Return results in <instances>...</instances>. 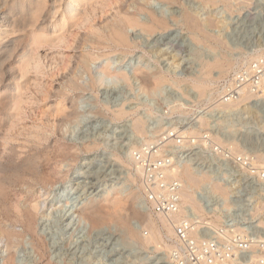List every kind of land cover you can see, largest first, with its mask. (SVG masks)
I'll list each match as a JSON object with an SVG mask.
<instances>
[{"label":"rangeland","instance_id":"obj_1","mask_svg":"<svg viewBox=\"0 0 264 264\" xmlns=\"http://www.w3.org/2000/svg\"><path fill=\"white\" fill-rule=\"evenodd\" d=\"M4 1L0 2V17L8 11ZM113 1L104 8L103 14L97 11L91 24L103 28L111 21L113 12L117 11L119 6L130 15H138L137 18L143 23L149 21L148 14L137 9V4L143 3L142 0ZM200 1L149 0L148 7L159 17L166 19L168 27L159 29L153 34L128 28L127 33L134 44L128 50L114 45L107 47L105 45L109 44L108 41L103 46L91 42L89 45L87 39L92 30L88 28L90 24H86L69 31L67 34L69 47H47L41 51L44 75L41 74V77L31 75L30 78L41 81L40 84L43 86L31 84L30 92H27L29 96H26L30 98L28 99L30 104L28 103L26 118L21 126L25 127L23 129L18 127L21 136L19 135L17 141L13 143L17 154L4 152L3 148H0V163L8 167L9 175L14 174L16 164L26 157L25 152L32 149L33 144L29 141L32 136L29 138L28 136L33 132L38 133L37 127L44 129L46 131L44 133L49 137L45 145L46 149L58 146L69 149L73 147L78 157L75 161L61 165L59 177L62 178L59 181L64 180L63 184H57L55 187L50 185L44 187L45 189L36 185L30 194L24 193L26 189L23 190L18 186L12 189L8 199L0 197L1 227L4 229L9 227L12 231L22 234L21 239L14 244L16 246H12V249L7 245L6 240L0 239V264L6 261L10 253L15 257V264H114L113 261L117 258L120 264H158L159 259L165 258V253L155 250L154 245L142 247L139 243H135L136 245L129 248V251L128 249L121 251L124 248L122 242L125 237L118 226L116 210H105L108 219L101 227L107 228L105 232L85 227L86 225L80 222L78 212L85 204L90 203L92 196L96 194L101 196L108 191L111 193L110 198L118 195L121 197L127 208L123 213L130 214L131 227L141 231L139 214H146L141 202L143 192L139 187L142 178L136 182L132 181L135 171L133 166L129 165V159L134 157L138 161L140 156L138 152L143 150L150 153L162 143L161 138H166L167 142L173 144L172 139L175 137H171L172 141L168 140V136L164 137L167 131L173 130L175 136L183 134L186 130L198 132L197 135H183L186 138L193 136L196 138L199 134L201 137L204 132L211 130L217 132V137L222 141L224 137L230 136L232 143L238 145V152H241L237 154L239 156L244 154L251 163L257 164L256 169L251 170L253 183L249 222L253 235L249 236V241L253 252L263 249L260 243L264 237H261V234L257 237L260 233L257 231L264 229L262 225L264 209L261 208L263 209L261 211L258 208L259 205L264 206V200L261 199L264 196V188L259 185L257 179H264V175L261 176L259 173L264 170V97L262 94L259 95L261 98L252 95L250 101L231 110L222 108V104H219L222 103L221 93L229 82L248 66L252 59L259 58L264 52V23L258 24L254 19L259 11L264 14V9L256 6L258 0H248L251 2L224 0L229 1L228 6L223 0L215 6H205ZM118 3L121 5H117ZM186 9L196 14L198 19L207 25L204 24L209 33L220 37L224 44L203 43V41L200 43L193 39L182 18L183 10ZM209 17L214 19V24L211 26L207 22ZM51 31H55V28L50 30V33ZM245 31L251 34L249 38H245L247 34ZM86 53L96 54V60L91 61L89 65L91 71H84L81 68L80 59ZM219 56L229 57L228 60L233 61L235 67L233 66L222 79L217 81L215 86L218 95L209 92L206 96L199 97L192 89L189 80L201 73L205 63ZM107 65L110 67L108 69L110 73L107 71L109 74L104 75L102 69L107 68ZM137 69L148 73L158 72L157 74L161 73L165 80H178L180 83L178 86L164 83L161 91L149 95L142 90L141 82L133 76ZM119 72L129 75L130 81L127 83L119 78L117 76ZM217 72V70L213 72L214 78H217ZM71 77L78 81L81 89L75 92L67 91V97L61 96L62 92L59 91L67 89L66 84ZM93 78L97 81L94 86L91 84ZM121 108L127 113L122 117H115L114 112ZM69 112L74 113V116L65 120L64 113L68 115ZM139 117L144 121L148 135L138 136L134 131L132 121ZM201 119L206 120V126L197 125L201 123ZM159 130H163L162 134H165L163 137H160L161 133L156 135ZM146 137L147 140H154L156 137L158 141L157 144H152L151 150L146 145L148 143L144 142ZM169 142L166 144L169 145L170 150H173L175 144L170 145ZM88 144L95 145V148L85 152L84 147ZM187 146L191 150L195 148L192 142ZM169 148L164 150L167 151ZM177 149L178 147L174 151ZM160 153L159 157L163 156V152ZM175 156V161L190 164L196 174L199 168L197 156L178 155V153H175ZM20 182L22 180L18 183ZM101 201L93 204L94 208L104 204L105 201L103 203ZM37 202L40 203L37 212V231L43 240L45 239L46 244V251L42 256H39L33 248L31 238L24 231L23 225L14 222L17 219V211L13 207L15 204L24 206ZM163 235L164 241L170 243L164 231Z\"/></svg>","mask_w":264,"mask_h":264},{"label":"bare ground","instance_id":"obj_2","mask_svg":"<svg viewBox=\"0 0 264 264\" xmlns=\"http://www.w3.org/2000/svg\"><path fill=\"white\" fill-rule=\"evenodd\" d=\"M110 1L113 0H5L4 1L5 6L8 7V11L3 13L2 16L0 17V148L1 149L3 148L4 152H9L10 154H17L16 146H14L13 143L17 141L19 135L21 136V132L18 127L22 126L24 119L26 118L25 114L26 111L28 110L27 107L28 103L30 102L28 100L30 98L26 97L29 96L27 95V92L30 90L31 84L33 83L34 85H37L39 87L43 86L42 84H40L41 81L38 82L36 78H30L31 75H35V77H41V74L44 75L43 72L45 68L41 63V59L43 57V54H41L42 50L46 49L47 47H51V48L52 47L59 48L63 46L69 47L68 46L69 41L67 39L68 36L67 34H69V31L72 30L73 28L76 29L79 27H83L86 24H90L88 28L92 30L91 35L87 39V41H89V45L91 42L94 45L103 46V44L105 45V42L108 41L109 44L105 46L111 47L114 45L117 48H122L126 50L131 49L132 46L134 45L127 33L128 28L130 29L132 28L133 30L134 29L140 30L147 34H153L157 32L159 29H163V28L166 29L168 27L167 20L159 17L155 12H153L148 7L149 0H145V1L142 0L143 3L137 4L138 11H142L148 14L150 18L148 22L143 23L142 21L139 20V18H137L138 15H130L124 12L122 6H119L117 8V11L113 12L111 21L108 22L106 25H104L103 28H99V26L97 27L96 25L91 24L93 23L92 20L95 17L97 11L102 12L103 14L104 8L107 5H109L108 3ZM167 1H171V0H167ZM201 1L205 6L208 5L215 6L221 0H201ZM231 1L232 0H230V2ZM241 1L244 2V0ZM0 2H2V0H0ZM224 2L228 3L229 1H224ZM237 2H235V4H237ZM117 5H121V3L120 4L118 3ZM226 5L228 6L229 3ZM183 11H184V15L182 17L183 21L190 30L191 34L193 35L192 36L193 39L200 41V43L201 41H203V43L213 42L214 44H218V45L223 43L221 42L222 39H220V37L209 33L206 27L207 25L203 23V21L198 19V16L196 14L190 12L187 9ZM58 14H60L59 17ZM212 17H209L207 19L208 25L210 24L209 26L214 24V19ZM53 28H55V31H51L50 33V30H53ZM245 32H243V34ZM246 33L247 34L245 35V38H249L251 34L249 33V31ZM97 47L98 46H96V48ZM92 48L95 49L94 46H92ZM95 55L93 53H86L81 56L80 59L81 68L84 71L89 70L90 67L89 65L91 61L96 60ZM228 58L219 56L213 59L212 61L205 63L202 67L201 73H199V75L189 80L192 89L196 91L199 97H204L209 92L213 93L214 95L218 93L215 86L217 81L222 79L224 75H226L234 66V64L232 63L233 61L231 62L230 60H228ZM253 60L254 59H252L251 61ZM105 68L102 69L104 75L109 72L108 69L110 67L109 65H107V68L106 69ZM215 70L218 71L217 72L218 76L217 78L215 77L216 79L213 76L214 74L213 72ZM120 72L117 74V76L127 81L128 83L130 81L129 75ZM157 73L154 72L148 73L145 72L144 70L137 69L134 71L133 76L135 77L136 80L141 82L140 84L142 90L149 93V95L156 94L157 91H161V87L164 83H170L171 85H175V86H178L180 83V81L178 80L167 81L165 80L164 76L160 75L161 73L160 74ZM91 84L94 86L97 84V81H95V79L93 78L91 80ZM91 84L90 86H92ZM66 86L67 89H61L62 91L61 90L59 91V93L62 92L61 96L67 97L66 94L67 91L75 92L81 89V86L79 85L78 81L75 80V78L73 77L69 79ZM262 96L264 97L263 94ZM241 98L242 99L240 100V102H236L234 104L222 103L221 105L220 103L219 105H221L222 108L224 107L231 110V108L234 109L235 107L240 106V104L243 105L248 100L250 101L252 95L248 92V90L245 91L243 90ZM255 98L257 99L258 97ZM72 111L74 112V110ZM126 113L127 111L124 108H121L115 111L114 115L115 117H122ZM73 114L72 112L71 114L69 112L68 115L64 113V119L69 120ZM200 121H201V126H206L205 125L206 120L201 119ZM132 123H133L132 126L134 128V131L137 133L138 136L139 135L145 136L147 134L144 127V121L140 117L135 118L132 121ZM24 127L21 128L23 129ZM37 132L38 133L33 132L31 135L28 136V138L32 136L31 140H29L33 144L32 149L28 152H25L26 157L22 159L19 164H16V169L14 174L12 173V175H9L10 171L8 167H6L5 164L0 163V197H2L3 199H8L10 197L11 191L14 187L20 186L22 189L23 188L26 189V192L24 193L30 194L32 193L33 188L36 185H40L42 189H45L44 187L50 185L51 187L53 186L55 187V185L57 184H63L64 180L61 182L59 181L62 178L59 177V175L61 174L60 171L61 165H63V163L72 162L77 159L78 153L77 151H74L75 149L73 147L69 149L58 146L52 149L51 148L46 149L45 145L49 141L48 135L44 133L46 131L40 127H37ZM162 132L163 130L161 131L159 130L156 133V135L158 133L159 134L161 133L160 137H163L165 134L164 133L162 134ZM185 134H190L192 136V135H197L198 132L195 130H192L190 132L189 130H186L182 135ZM166 136L168 135L166 134L164 137ZM194 137L195 136H193V138ZM155 138L156 137H154V140L152 139L147 140L146 137L144 142L146 141V143L148 144L155 145L158 142ZM170 139L171 138L169 137L168 140ZM24 141L26 142V140ZM173 142H176V139L172 141V143ZM216 142H218L219 144H223L220 140H217ZM170 143L171 142H169V144ZM64 146L66 147V145ZM229 146H231L232 150L234 151V154L238 155L237 154V152L239 151L238 145H236L235 143H231ZM84 148H85V152H90L95 148V145L88 144ZM159 153L160 151H158V153L156 154L157 157H159ZM239 154H241V152ZM129 160H130L129 165L133 166V169L135 171V175L132 176V181L136 182L138 181L139 178H142L143 166H141V164H139V162L136 161L134 157H131V159ZM258 162H260V160ZM166 172L169 177L177 179L178 181L181 182L183 186L182 189L183 206H191L196 212L200 213L201 210L195 201L194 192L207 182V178L202 176H197L192 171V169L187 166L182 169L172 167L171 169L166 170ZM18 180L19 181L22 180V182L18 183L19 182ZM141 184L142 183H140L139 185L140 188H141ZM215 190L221 192V190L217 186L215 187ZM110 194L111 193L108 191L101 196L99 194H96L94 197L92 196L91 201H89L90 202L89 204L87 203L82 208L79 209L78 214H79L80 222L82 221L86 225L85 227L94 230L97 229L100 230V232L107 231V228H101L108 219V215L105 214V210L113 209L117 211L116 215L118 217V223H119L118 226L121 229L122 235L125 237L124 241L122 242L124 248L121 251L125 249H128L127 251H129V248L131 249V247H133L135 243H139L140 245H142V247L143 246L149 247L154 245L153 248H155V250L162 251L165 254L169 253L173 249L174 244H172V240L174 238L175 232H174L173 224L170 222L168 218L161 215H155L153 213H146L144 215L139 214V216H141L140 217L141 231L135 230L130 225V221H131L130 214L123 213L124 210H126L127 208L125 207L126 205L122 201L121 197H118L119 196L118 193L116 194L113 193L118 196L115 197L113 196L112 198H110ZM99 201H101L102 203L103 201L105 202L104 204L102 205L100 204L98 207L94 208L93 204ZM13 207L17 211V217H16L17 219L14 220V222L17 224L21 223L23 225L24 231L31 238L32 246L35 249V251L39 254V256L44 255L46 251V244L44 241L45 239L43 240V238L38 234L37 231V227H38L37 212L40 209V203L38 202L35 204L29 203V204H25L24 206L23 205L21 206L20 204L17 203ZM258 208L264 209V206L259 205ZM260 209H258V212H260ZM263 209H261V211ZM179 218L180 216L177 215L172 219H174L175 221H179ZM163 231L165 232L166 237L170 239V243L164 241ZM21 237H22L21 233L20 234L16 233L12 231L11 228L9 227L7 229H4L0 225V239L4 241L6 240L8 243L7 245H9L11 249L16 242L18 243ZM114 250L119 251L118 249L117 250L114 249ZM113 254H115V252ZM14 258L15 257H13V255L10 253V255L7 256V259L6 261L3 262V264H15ZM118 259L119 258L113 261L114 264L121 263V262L119 263L120 260ZM158 264H166L164 258L159 259Z\"/></svg>","mask_w":264,"mask_h":264},{"label":"built area","instance_id":"obj_3","mask_svg":"<svg viewBox=\"0 0 264 264\" xmlns=\"http://www.w3.org/2000/svg\"><path fill=\"white\" fill-rule=\"evenodd\" d=\"M256 6L264 9V0H258ZM255 15V22L264 23L262 12ZM243 90H248L251 95L264 94V52L237 73L223 89L222 103L240 102ZM173 132L168 131L167 135L168 138L175 137L174 149L178 147L177 151L170 150L164 138L160 145L152 149L155 151L150 148L152 144H147L150 153L138 152V162L143 166L142 207L146 213L168 218L174 227V247L165 254V263L264 264V239L259 242L263 249L257 252L252 251L249 241V236L253 235L249 222L253 183L251 170L256 169L257 164L251 163L244 154H234L229 146L232 143L230 136L222 141L213 130L204 132L199 138H186L182 134L175 136ZM216 139L223 144H218ZM191 142L195 147L193 150L187 146ZM158 151H162L163 156L157 157ZM175 153L197 156L199 168L196 175L207 178V182L194 192L200 213L191 206H183V186L166 172L172 167L191 168L186 162L175 161ZM259 173L264 175V170ZM257 180L264 188V179ZM216 186L221 192L215 190ZM261 199L264 200V196ZM177 215L180 216L179 221L172 219ZM257 232H260L257 237L260 234L264 237V229Z\"/></svg>","mask_w":264,"mask_h":264}]
</instances>
